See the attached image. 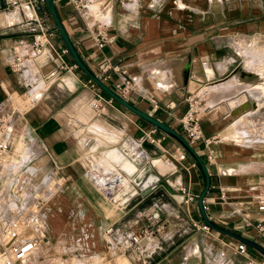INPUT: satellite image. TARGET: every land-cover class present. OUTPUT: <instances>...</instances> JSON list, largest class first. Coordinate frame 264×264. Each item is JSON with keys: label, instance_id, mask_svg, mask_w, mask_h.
I'll return each mask as SVG.
<instances>
[{"label": "crops", "instance_id": "obj_1", "mask_svg": "<svg viewBox=\"0 0 264 264\" xmlns=\"http://www.w3.org/2000/svg\"><path fill=\"white\" fill-rule=\"evenodd\" d=\"M6 1L10 0H0V107H6L14 95L26 89L34 95L31 104L19 109L12 119V157L8 162L28 170L31 166L27 163L33 159L39 173H51L58 179L56 191L75 182L74 188L80 191L78 204L88 208L79 235L96 246L100 225L90 219L95 210L102 214L105 208L97 191L78 174L81 162L91 158L86 176L105 193L110 194L115 184L127 186L125 177L112 174L120 170L128 177V190H135L123 193L121 204L130 205L136 198L141 203V195H132L148 187L153 194L158 190L159 195L152 196L151 201L154 205L161 202L163 208L154 236L132 249L134 257L115 256L106 248L108 256L124 258L127 264H264V255L254 248L245 244V251L238 253L237 239L191 225L203 222L195 202L203 186L202 172L173 139L114 100L107 101L110 97L88 82L67 52L44 3L35 10L26 0H16L21 5L15 7L5 5ZM52 1L87 67L137 109L181 134L179 118L188 108L187 99L199 97L203 103L201 137L192 147L209 174V187L202 200L205 213L214 225L261 246L264 210L256 205L264 199V142L250 134L248 140L235 138L234 130L242 112L253 107V98L245 93L249 106L244 108L239 103L238 87H219L235 78L241 84L245 72L238 49L242 45L235 42H242L238 38L242 35L264 33V17L241 20L247 14L240 12L241 0H219L217 5H211L210 0H89L88 11L87 7L75 10L66 0ZM92 6L97 9L94 13ZM40 23L51 32L43 51L21 71H12L13 54L28 46ZM97 24L103 26L106 35L101 47L93 39ZM100 62L107 63L105 72L99 70ZM124 86L125 91H121ZM93 98L101 100L100 109L90 106ZM126 141L135 143L145 155L139 165L123 152ZM180 152L185 153L183 159L178 158ZM180 187L195 200L184 203ZM119 195L113 194L112 199L118 200ZM118 210L104 222L120 224V228L112 226L124 233L142 227L126 225L122 222L126 212ZM55 212L66 218L71 213L64 214L60 208ZM149 216L139 213L136 220L148 222ZM78 251L82 254L80 247Z\"/></svg>", "mask_w": 264, "mask_h": 264}, {"label": "rangeland", "instance_id": "obj_2", "mask_svg": "<svg viewBox=\"0 0 264 264\" xmlns=\"http://www.w3.org/2000/svg\"><path fill=\"white\" fill-rule=\"evenodd\" d=\"M218 1L219 0H210L211 2L210 4L217 5ZM241 1L242 3L240 6V12L246 13L247 11V14H243L241 20L247 21L249 19L256 18L255 15H257L258 19L264 17V15L262 16V14H264V0H241ZM90 10L92 13H94L97 9L94 8V6H92ZM252 12L257 14H251ZM238 38L243 40L242 41L243 43L235 42L236 45H242L238 49L240 55L242 56L241 69L246 74L247 73L250 74L245 76V73L243 72L244 75L242 76L244 78L241 79L242 80L241 84H238L236 82V84L233 86L230 87L221 86L219 88L226 90L228 88V90H230L231 87L232 88L238 87L237 91H241L239 97L240 98L239 103L242 104L244 108L249 106V101L245 93H248L253 98L252 99L254 102L253 107L251 109L248 108L249 109L248 111H246L245 109L244 112H242L241 120L238 121V123L234 126L235 138L248 140L249 138L247 137V135L250 134L252 139L256 141L264 142V91L262 89L252 87L253 81L259 79L262 80L263 82L264 80V33L261 34L257 33L254 35L253 34L242 35ZM247 59L251 60L249 61L251 64L250 66L245 67ZM201 93H200V97L202 96ZM202 105H201V109L203 107ZM11 131H12V127H11ZM11 137L13 138L12 134ZM12 143H13V139H11V146ZM11 151L12 148L10 149V153ZM11 157L12 156L10 155V159ZM14 158H17V156H14ZM32 160L33 159H31L27 163L28 167L31 166V168L28 170L27 168L22 169V167L19 164H14L10 162H7L5 165L6 175H9L8 177L9 185L7 187V192L9 193L8 197H10V200L11 199L13 200L12 202L13 205H10L12 208L18 207L19 209L21 205L29 201V198L31 197V194L29 195V191H28V189L31 187L30 185L37 184L38 181L43 176V174H45L38 172L36 168L37 166L36 164H34V161L32 163ZM92 161L93 159L87 158L83 162H81L82 171L81 173L78 174L80 175V179H83L86 182V184L92 186V188H94L97 191L98 195L103 199L104 202L105 208L102 214L101 213L99 214V212L95 210L94 217L91 216L92 218L90 219L91 223H94L96 226L100 225V229L97 228V239L95 243L96 246L90 245L84 239V237L79 235V233L81 232V228L84 224L83 216L88 212V208L84 203L78 204L80 191L74 188L73 183L75 182L73 181H71L70 183L72 184L71 186H68L69 184H67V186H60V188L57 191L56 190L53 191L50 194V196L46 195L47 193L45 190L40 191L39 195H37L39 198L41 195L42 197H44V201H43L44 203L42 204L41 207V213L45 215V224L47 230L46 236L49 234L51 242L53 241L55 243L54 255L56 256L61 255L62 253H66L71 249H79V247L81 248L82 256L80 258H72L70 260V264H127L124 258L108 256L109 253H107V249L105 247V243L102 238L103 235L102 233L104 227L109 222L105 223L104 219L106 218L110 219L112 215H116L117 213H119L118 208H121L122 211L126 212L124 216L125 219L122 222L126 223V225L131 227L138 225L140 226V224H142L141 225L142 227L148 225V222H146L145 220L144 221L136 220L138 219L137 215L139 213H145V215H149L151 213H157L158 219L161 220V218L163 217V212H162L163 208H161L160 204L162 203L159 201H155L156 203L154 205L151 201L152 196L156 195L157 197L159 195L158 194L159 192L158 190H155L153 194L149 192L151 190L148 187L142 188V190L140 191L136 190L135 194L132 195V198L141 195V197L143 198L141 203H138L136 201L137 199L136 198L135 200L132 201V203H130V205H127V203L121 204L123 199L122 197L123 193L124 194L126 193L125 195H127L135 191L134 189L128 190L129 188L128 177L120 170H115V172H113L112 174L116 175L120 173L123 177H125L126 178L125 184L128 187H125L124 185H120V184H115L114 188L111 190V193L107 194L105 193L102 187L97 186L96 184H94L93 180L88 178L89 175L86 176L85 172L91 166ZM33 168H35V170H33ZM42 178L44 179V182H47L46 176H43ZM140 180H143L142 177H140ZM117 193L120 194L119 199L113 200L112 199L113 194H117ZM20 195H23V200L20 197ZM33 195H36V193ZM14 196H16L17 198H15ZM117 204L121 206H116ZM59 208L63 210L64 214L66 212L67 213L71 212L69 214V217L66 218L61 215L62 213L55 212ZM97 216L100 217L101 219H96L95 217ZM98 220L99 221L102 220V221L98 223ZM74 221H76L75 224H73ZM112 225H115L116 227L120 228V224L119 225L112 224ZM52 228L54 229L56 234L53 232ZM127 254L132 256L134 255L132 249L127 250L124 255Z\"/></svg>", "mask_w": 264, "mask_h": 264}, {"label": "built area", "instance_id": "obj_3", "mask_svg": "<svg viewBox=\"0 0 264 264\" xmlns=\"http://www.w3.org/2000/svg\"><path fill=\"white\" fill-rule=\"evenodd\" d=\"M119 3H127L130 0H117ZM75 10L82 11L86 9L89 0H66ZM27 5H32L35 10H39L43 0H26ZM7 6H20L16 0L6 1ZM51 32L40 23V30L34 33L26 47H22L20 51L13 54L10 67L12 71L19 72L26 63H31L40 55ZM93 39L97 47H101L106 41L105 31L102 25L97 24L93 29ZM98 68L101 72L108 69L106 62H100ZM90 82V80H88ZM118 87V85H117ZM119 88V87H118ZM125 91V86L120 88ZM27 89L16 94L12 101H8L6 107H0V264H70L72 258H80L81 253L78 249H71L61 255H54L55 243L46 236L45 219L41 213V203L39 195L40 191H46L51 194L58 186V179L51 173L47 174V182L41 178L37 184L30 185L28 189L29 201L21 205V207L12 208L13 200H10L7 192L8 177L6 175L5 165L10 159L9 128L12 125V119L15 113L31 104L34 95L27 93ZM31 96V97H30ZM36 96V95H35ZM109 98L107 101H110ZM188 108L179 118L182 137L192 146V144L201 137V127L199 117L201 112L202 101L199 97H189L187 99ZM93 109H100L102 102L99 98H93L90 102ZM148 138L149 142H153L152 138ZM185 157L184 152L178 154L179 159ZM212 158L211 151L207 153V159ZM30 173V172H28ZM179 193L184 195L183 202H192L195 197L186 193L183 187L178 189ZM36 195H33L35 194ZM13 195V194H12ZM17 198L16 196H14ZM23 200V195H20ZM204 207V206H203ZM256 208L260 211L264 210V199H259ZM148 217V225L133 231L121 232L112 225L104 228V236L106 238V248L115 254V256H123L129 249L137 248L143 240L152 238L157 230V213H151ZM191 225L197 229L208 231L209 227L203 222H193ZM264 248V243L261 245ZM246 245L238 241L235 250L238 253L245 251ZM52 251V253H51ZM219 255H223L220 251ZM264 263V258L262 259ZM138 264H144L142 262Z\"/></svg>", "mask_w": 264, "mask_h": 264}, {"label": "water", "instance_id": "obj_4", "mask_svg": "<svg viewBox=\"0 0 264 264\" xmlns=\"http://www.w3.org/2000/svg\"><path fill=\"white\" fill-rule=\"evenodd\" d=\"M44 6L53 22V25L62 40L67 52L69 53L70 57L72 58L74 64L85 74V76L93 82L101 91H103L108 97H110L112 100L126 108L127 110L131 111L138 117L145 120L147 123L155 127L156 129L162 131L165 133L168 137L173 139L184 151L185 153L195 162V164L198 166L200 171L203 175V186L199 192V194L196 197V205L198 212L200 214V217L209 228L220 232L222 234H225L229 237H232L234 239H237L238 241L243 242L244 244L254 248L258 252H260L262 255H264V248H262L258 243L254 242L253 240L241 237L235 233H232L230 231L224 230L216 225H214L207 217L204 207H203V196L208 190L209 187V174L206 168L205 163L202 161L200 156L196 153L194 148L182 137V135L178 132H176L171 127L167 126L165 123L157 120L156 118L150 116L149 114L137 109L135 106L127 102L123 97H121L119 94H117L115 91L110 89L107 85L103 83V81L99 78V76L95 73H93L87 65L84 63V61L79 56L78 52L76 51L72 41L70 40L67 32L65 31V28L63 27L61 20L59 19V16L55 10V7L53 5L52 0H43ZM123 152L137 165H139L145 158V155L142 151H140L139 147L133 143L132 141H126V147H122ZM177 196H174L175 199ZM179 202L182 200V197L179 196L177 199Z\"/></svg>", "mask_w": 264, "mask_h": 264}, {"label": "bare ground", "instance_id": "obj_5", "mask_svg": "<svg viewBox=\"0 0 264 264\" xmlns=\"http://www.w3.org/2000/svg\"><path fill=\"white\" fill-rule=\"evenodd\" d=\"M109 1V0H108ZM105 3V2H104ZM105 5V4H104ZM87 11H88V6H89V4L87 3ZM101 7V6H100ZM106 7V6H105ZM110 7V6H109ZM95 8V7H94ZM109 10V9H108ZM93 11V10H92ZM251 58V57H250ZM249 61H251V60H249V59H247V61H246V66L245 67H248V66H250V62ZM262 61V60H261ZM220 66V65H219ZM244 67V68H245ZM220 69V68H219ZM250 73H245V76L246 75H249ZM239 80V79H238ZM236 82L238 83V81L236 80V78L234 79V80H231V81H229V83H227L226 85H222V86H225V87H230V86H233V85H235L236 84ZM220 85V84H219ZM241 87V86H240ZM252 87H254V88H258V89H262L263 91H264V80H263V82H262V80H259V79H257V80H255V81H253V84H252ZM230 89V88H229ZM231 89H232V87H231ZM207 91H209V93L211 92L210 90H208V89H206ZM226 90V89H225ZM227 90H228V88H227ZM235 90V89H234ZM222 91V90H221ZM201 92H204V91H201ZM200 92V93H201ZM210 95V94H209ZM5 105V104H4ZM233 111V110H232ZM233 113V112H232ZM235 115V114H234ZM9 137H10V128H9V135H8ZM156 177V176H155ZM125 187H128V186H125ZM40 200H41V203L44 201V197H42V195L40 196ZM44 203V202H43ZM90 255V254H89ZM71 263H73V262H71Z\"/></svg>", "mask_w": 264, "mask_h": 264}]
</instances>
